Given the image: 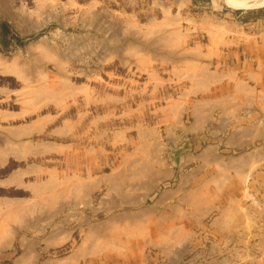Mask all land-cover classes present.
I'll return each mask as SVG.
<instances>
[{
	"label": "rangeland",
	"instance_id": "374dc122",
	"mask_svg": "<svg viewBox=\"0 0 264 264\" xmlns=\"http://www.w3.org/2000/svg\"><path fill=\"white\" fill-rule=\"evenodd\" d=\"M259 30L264 6L241 9L226 0H0V108L22 114L14 125L79 110L112 112L109 126L155 124V110L178 96L195 71L186 60L199 54V46L223 50L239 33L243 40ZM124 113L129 117L121 122ZM46 137L26 139L21 166L52 168L38 154ZM170 157L178 165L180 150ZM73 162L81 173L90 165ZM239 179L247 182L205 186L215 208L239 211L235 224L244 231L245 247H140V232L126 217L90 215L102 192L74 208L49 194L0 204L9 225L13 211L22 212L20 230L10 233L3 225V234L37 240L38 255L29 264H264V167ZM170 187L163 183L159 190ZM6 194L0 196L16 195L13 189Z\"/></svg>",
	"mask_w": 264,
	"mask_h": 264
},
{
	"label": "crops",
	"instance_id": "0c3cea01",
	"mask_svg": "<svg viewBox=\"0 0 264 264\" xmlns=\"http://www.w3.org/2000/svg\"><path fill=\"white\" fill-rule=\"evenodd\" d=\"M241 36L223 50L199 46V54L186 60L195 71L188 73L178 96L155 110V124L109 126L112 112L96 116L79 110L14 125L22 114L0 108V194L16 193L0 196V204L16 200L22 205L49 194L74 208L102 192L90 215L126 217L140 232V247L212 249L235 242L245 247L244 231L235 224L239 211L215 208L205 186L245 183L239 178L264 167V31ZM121 117L123 122L129 116ZM40 134L47 137L38 154L52 161V168L21 166L28 155L26 139ZM176 149L180 163L173 165ZM73 161L90 165L81 173ZM163 183L171 187L159 190ZM20 210L13 211L11 225L0 217V264H29L38 255L37 240L10 234L19 228ZM3 225L9 234H3Z\"/></svg>",
	"mask_w": 264,
	"mask_h": 264
},
{
	"label": "bare ground",
	"instance_id": "6f19581e",
	"mask_svg": "<svg viewBox=\"0 0 264 264\" xmlns=\"http://www.w3.org/2000/svg\"><path fill=\"white\" fill-rule=\"evenodd\" d=\"M226 1L231 6L241 9L257 8L264 6V0H226Z\"/></svg>",
	"mask_w": 264,
	"mask_h": 264
},
{
	"label": "trees",
	"instance_id": "16d2710c",
	"mask_svg": "<svg viewBox=\"0 0 264 264\" xmlns=\"http://www.w3.org/2000/svg\"><path fill=\"white\" fill-rule=\"evenodd\" d=\"M2 27L5 29V30H7V25H2Z\"/></svg>",
	"mask_w": 264,
	"mask_h": 264
}]
</instances>
